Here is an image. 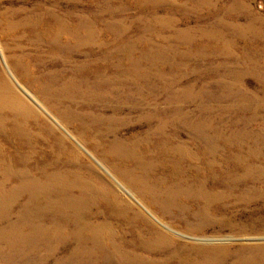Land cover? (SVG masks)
I'll use <instances>...</instances> for the list:
<instances>
[{
    "label": "rangeland",
    "instance_id": "obj_1",
    "mask_svg": "<svg viewBox=\"0 0 264 264\" xmlns=\"http://www.w3.org/2000/svg\"><path fill=\"white\" fill-rule=\"evenodd\" d=\"M36 4L0 0V18L15 21L16 13L22 18ZM53 9L68 18L77 44L88 28L96 39L79 49L71 48L75 40L66 46V39L49 48L22 29L6 34L0 24V194L47 171L64 174L73 186L60 195L86 198L85 220L125 249L147 255V264H180L184 259L169 257L175 250L196 264H238L264 249V0H57ZM253 18L260 37L245 45L252 36L243 31L240 39L230 27ZM215 29L221 39L213 37ZM222 39L226 52L218 50ZM126 54L136 60L131 89L112 83L131 70ZM107 88L114 97L97 92ZM176 108L198 129L168 124L158 132L159 120L150 115L167 119ZM172 146L187 148L191 158L172 154ZM206 146L215 148L214 157ZM240 161L248 171L231 169ZM6 169H24L27 178H8ZM27 199L22 192L0 229L21 218ZM74 220L67 221L70 227ZM29 225L21 226L17 245L41 242L25 235ZM159 238L172 243L146 254L142 245ZM69 247H58L53 257L0 255V264L88 258L65 257ZM8 251L0 247V254ZM91 258L102 264L118 259Z\"/></svg>",
    "mask_w": 264,
    "mask_h": 264
},
{
    "label": "bare ground",
    "instance_id": "obj_2",
    "mask_svg": "<svg viewBox=\"0 0 264 264\" xmlns=\"http://www.w3.org/2000/svg\"><path fill=\"white\" fill-rule=\"evenodd\" d=\"M35 1H37V4H36L37 9H32L31 11L24 12L23 13L24 16L22 18L17 17L18 13H16L15 18H17V20L15 21L9 20L5 16H2L0 18V24H3L5 26L6 34L13 33L14 30L16 29H22L23 31L22 33L24 36H27L28 38H33V41L36 42L37 44H46L49 48L60 47L61 42L66 39V46H70L71 41L75 40L76 43L73 44L71 48L79 49L81 47L88 46L87 44L89 43L92 44L94 40L96 39L92 30L88 28L87 36L85 35L84 38L79 39V42L77 44L75 34L73 33V31L70 30L71 27L67 24L68 18L59 17L53 9L55 8L57 4V0H35ZM43 4H47L48 6L46 8H43L42 6ZM256 20L257 18H253L252 20L249 21V23H247V25H244L243 27H236L232 25L233 27H230V30L233 29L232 33L234 35L241 34L240 39L245 38L244 34H242L243 31H246L247 33H249V35H251L252 38L244 42H245V45L247 44L250 45L252 42L259 40V37H260V33L258 32L254 24ZM221 22L222 21L220 19L219 21L216 22V24H220ZM215 35L220 38L221 37L220 31H217L215 29L214 34H213L214 38H216ZM222 40L223 41L221 42V45H223L222 47L223 50L221 49H218V50L222 52H226L228 41L225 39H222ZM126 60H127V63L131 65V70L125 73L122 82H119V80L121 79L118 77V75L117 76L115 75L114 78L112 79V83L116 85L122 84L123 86H128V88L131 89L130 87L134 84V81L136 80L135 72H134V69L132 68L135 66L136 60L128 56L127 54H126ZM118 66H119V60L118 62L115 63V67L117 68ZM138 74H139V77H143V78L146 75L144 74V72H141ZM239 80L238 78H236V83ZM98 82L102 83L103 85L111 84V81L108 79H97L96 83ZM94 85H93V88H91V90L94 89L95 87ZM106 90L107 91H97V92L99 94H103L104 96L105 95L110 96L112 91H109L108 88ZM50 92H52L51 89H50ZM129 92L128 93L126 91L124 92L126 96L125 98L130 99L129 96L131 94L129 95ZM112 96L114 97V95ZM173 102H174L173 99L167 100V104H173ZM2 103H3V99L0 98V104ZM179 109L177 110L176 108L174 112H177V113H172V115H170V118H167V119L165 118V115H161L158 113H154L150 115V116H153V118L155 117L159 120V124L157 128L158 132H162L163 130H165L168 124H171L175 127L185 124L191 129H198V125H192L191 123L190 124L188 123L189 121H187L186 116L183 115L181 109L180 110ZM206 148H208L209 152L214 157L215 152H216L215 148L211 146H206ZM168 150L171 151L172 154L177 153L178 156H180L181 158L182 157L184 158L187 157L186 159L191 158V152L185 147L172 146ZM5 158H7V156H5ZM12 158L13 157L8 158L7 161H9V159H12ZM18 158L20 159L19 156H17V160ZM21 159H22L21 161L20 160L18 161L27 162L26 157L21 158ZM237 166L242 167L245 170L247 169V171L249 170V164H246L242 161H240V163H237L236 165L232 164L231 169H234ZM20 173H22L23 175ZM46 173L47 175L41 176L42 179H39L38 181H34L33 179L29 178L30 180L23 182L24 185L22 184L23 185L22 188L18 186L13 190H8L0 194V219L1 217L2 219L4 218L8 219L6 217L7 214L9 213L10 209H12V207L15 206V204H18V199L20 198L22 192L28 195L27 202L22 207L21 209L22 211H20L22 212L21 218L18 217L17 221L7 220L10 226L8 228L0 229V247H4V248L8 247L10 251L9 254L3 253L0 255H5V256L7 255L8 257H25V256L28 257V255H31L32 253L37 252L38 256L35 254L34 257L36 256L37 257H53L56 255L58 247L63 246V248H65V247H68V245H70L69 251L66 252L65 257H88V258L84 260L65 261L66 263H69V264H102L101 261L92 259L91 257H118L116 261L117 264H147L145 263L146 260H144V257H148L147 255H144V253H138L137 251H130V250L125 249L120 243L116 242L112 234L108 232L104 227L92 224V222L85 220L84 217H87V214H89V203L87 207H86V203H84V201L85 202L87 201L86 198L81 197V196L71 198V197H65L64 195L62 196L60 195L61 191H65V189L73 186V185H69V183L67 182L66 175L61 174L59 172L49 173L47 171ZM26 174L27 173L24 169H22L21 171L16 170V169L15 171L6 169L3 173V175H6L8 178H12L17 175L19 176L21 175L22 177L27 178ZM41 174H45V173H41ZM195 177L198 178V172ZM232 177L234 176L229 171V182H231ZM178 189L181 194L183 185L182 186L179 185ZM173 193L175 196V197L173 196L174 198L170 195L168 196L170 197L171 200L172 198L173 199L176 198V195H175L176 192H172V194ZM196 196L198 197V195ZM2 197H5V198H2ZM29 214H32V217L29 218V216H27ZM48 214L51 215L50 218L47 217ZM68 215L70 217H68ZM18 216H20V213ZM70 218H75L71 227L67 223V221ZM33 221L36 223H33ZM22 225L23 226L29 225L27 226L29 227V231L27 230L28 232L27 234L29 235L25 234L26 236L36 235V238L38 237L41 240V242L35 241L36 243L30 244L27 247V245L24 246L25 244L22 245V243L19 241L18 245L19 246L21 245V246L18 247V245L15 242V239L20 240L22 238L21 237L23 235L22 234L23 230L21 229ZM68 226L70 228H67ZM13 227L18 229V230H15V232H17L15 235H14V230H12ZM66 236L71 238L69 243H67L68 239H66ZM23 238L25 239L24 236ZM33 238L35 237L33 236ZM159 239H160L159 242L152 241V242H148L142 245L144 252L147 254L151 252L152 250L153 251L158 250L157 248H159L160 246H170L172 243V242L171 243L165 242V240L162 238H159ZM12 240L14 241L12 242ZM31 241H32V238H31ZM169 257L175 258L177 260L179 258L184 259V261L180 262V264H196V262L185 260L184 257H187V256H184V255L181 256L180 252L176 250L173 251V253ZM4 260L6 262H9L8 259L7 260L4 259ZM45 260L46 259L42 258L40 260L31 261L29 262V264H40V263H44ZM242 263L243 264H264V249L259 248L248 259L238 261V264H242Z\"/></svg>",
    "mask_w": 264,
    "mask_h": 264
}]
</instances>
